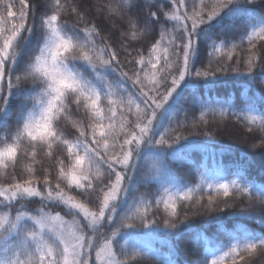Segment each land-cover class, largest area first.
Here are the masks:
<instances>
[{
  "label": "snow or ice",
  "instance_id": "snow-or-ice-1",
  "mask_svg": "<svg viewBox=\"0 0 264 264\" xmlns=\"http://www.w3.org/2000/svg\"><path fill=\"white\" fill-rule=\"evenodd\" d=\"M83 3L0 0V264H176L152 242L190 229L189 211L215 226L191 264H254L264 175L209 163L205 117L264 153V0ZM230 79L246 82L240 96L216 95ZM226 216L245 223L229 230Z\"/></svg>",
  "mask_w": 264,
  "mask_h": 264
},
{
  "label": "trees",
  "instance_id": "trees-1",
  "mask_svg": "<svg viewBox=\"0 0 264 264\" xmlns=\"http://www.w3.org/2000/svg\"><path fill=\"white\" fill-rule=\"evenodd\" d=\"M64 2V0H62ZM109 3V0H84L83 7L85 9L88 8L89 4L101 6ZM92 13H96L95 7L92 8ZM73 20L76 18L73 17ZM89 22L92 21V17H88ZM96 21L100 22V25L105 29L111 28L113 21L103 19L100 15L96 16ZM119 27V26H118ZM107 31H103L102 35H107ZM116 35H119V32H116ZM206 62V60H205ZM199 66V65H198ZM87 75V73H86ZM245 81L243 80H228L227 83L222 84L217 90L216 95L221 97H226L228 95H232L235 98L240 96L241 91L244 88ZM130 86V85H129ZM259 82L254 86V90L259 89ZM191 89H188L185 92V98L181 99V105L184 107H188L186 103V99L190 98ZM201 93H203L204 89H200ZM183 115V113H182ZM200 109H190L188 111V122L191 125L193 119L199 118ZM209 121L208 131H211L215 137L216 142L208 145V153L209 163H211V154L213 152L216 153L217 159L223 161L224 164H236L243 163L246 165L250 176L260 177L264 175V153H261L258 149L253 150L250 147L252 141H247V138L244 136L243 132L239 127L235 125V123L229 119L221 120L219 116H213L209 113L205 117ZM63 127V125H61ZM203 128L200 129H192L188 127L185 129V132L188 131H203ZM205 153H201L199 151H194L191 154V159L199 162L203 159ZM186 179L191 181V184L194 186L198 182V175L196 171L193 169L191 174L186 176ZM141 191H144L141 188ZM196 197L201 195L206 196L207 194L202 192L194 193ZM195 203V200H193ZM39 205H33V207H38ZM241 206H247L246 200H238L236 202V207L230 211H238ZM59 211V209H57ZM63 215V213H62ZM160 216L161 223L165 218L163 213H157ZM183 215V211L181 212ZM189 217L191 220V228L182 227V231L179 234L169 233L166 230H161L155 234V239L153 240V247L157 251L160 256L169 255L170 250L174 251V255L171 258L176 261V264H191L192 261L196 260L200 254L203 252V243L202 241H197V234L199 232H203L205 235L211 236L215 231V226H208L206 224L207 216L203 214V211L200 215H193L191 211H189ZM65 219H71L70 216H65ZM225 219L228 221L225 227L231 230L233 227L245 223L239 217L226 216ZM248 227H252L251 224L247 225ZM258 227V226H257ZM254 264H264V257L260 255H256L252 257ZM142 264H159V261L156 259H146L142 261Z\"/></svg>",
  "mask_w": 264,
  "mask_h": 264
}]
</instances>
